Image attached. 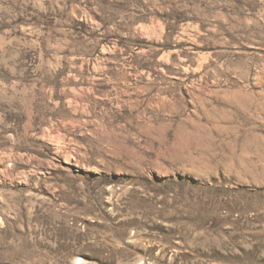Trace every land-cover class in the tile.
Masks as SVG:
<instances>
[{
	"label": "rangeland",
	"instance_id": "374dc122",
	"mask_svg": "<svg viewBox=\"0 0 264 264\" xmlns=\"http://www.w3.org/2000/svg\"><path fill=\"white\" fill-rule=\"evenodd\" d=\"M0 264H264V0H0Z\"/></svg>",
	"mask_w": 264,
	"mask_h": 264
}]
</instances>
